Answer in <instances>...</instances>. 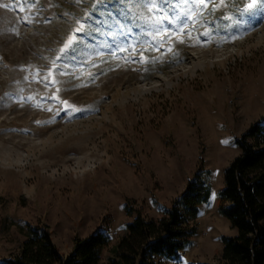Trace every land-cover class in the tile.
<instances>
[{
    "label": "rangeland",
    "instance_id": "obj_1",
    "mask_svg": "<svg viewBox=\"0 0 264 264\" xmlns=\"http://www.w3.org/2000/svg\"><path fill=\"white\" fill-rule=\"evenodd\" d=\"M120 1L139 25L117 16L98 32L100 15L92 34L91 0H0V262L45 226L64 256L107 233L105 264L129 222L160 217L202 169L197 232L158 260L216 264L236 234L219 192L236 139L264 123V8Z\"/></svg>",
    "mask_w": 264,
    "mask_h": 264
},
{
    "label": "trees",
    "instance_id": "obj_2",
    "mask_svg": "<svg viewBox=\"0 0 264 264\" xmlns=\"http://www.w3.org/2000/svg\"><path fill=\"white\" fill-rule=\"evenodd\" d=\"M123 5L120 0H91L85 18L91 33L97 34L100 15L103 22H99L98 32L118 17H126L137 27ZM236 143L240 152L225 168L219 192V211L236 234L222 238L221 259L216 264H264V123L251 124ZM210 196L211 185L202 169L160 217L138 214L129 222L105 264H161L159 258L178 256L197 232L200 206ZM110 242L107 233L97 231L77 238L73 251L64 256L47 227L29 226L19 253L0 264H100Z\"/></svg>",
    "mask_w": 264,
    "mask_h": 264
},
{
    "label": "snow or ice",
    "instance_id": "obj_3",
    "mask_svg": "<svg viewBox=\"0 0 264 264\" xmlns=\"http://www.w3.org/2000/svg\"><path fill=\"white\" fill-rule=\"evenodd\" d=\"M223 4V0H221V5ZM201 6H203L204 8L208 7V4L206 2V0H198V2H195V7L196 8H200ZM144 7L146 8V10L148 12H162L163 9L159 6V4L157 3V0H147V3L144 5ZM257 7H261L264 8V0H260L259 5H257L256 0H252L251 3H248L245 5L244 7V12H250L253 10H256ZM162 19H167V17H162ZM226 19H230V17H226ZM158 23L160 21H157ZM82 28H78L77 32L82 31ZM72 44V40L70 39L68 44H65L64 48L61 49V52H64L65 49L69 48V46ZM59 59V57H58ZM49 75H51V73H49ZM45 79H47V77H45ZM53 83H55L56 81L53 80ZM65 104H67V102H64ZM69 107L71 108L72 106L69 105ZM75 111V109H74Z\"/></svg>",
    "mask_w": 264,
    "mask_h": 264
},
{
    "label": "bare ground",
    "instance_id": "obj_4",
    "mask_svg": "<svg viewBox=\"0 0 264 264\" xmlns=\"http://www.w3.org/2000/svg\"><path fill=\"white\" fill-rule=\"evenodd\" d=\"M213 123H214V122H213ZM216 123H217V122L215 121V124H216ZM215 128H216V127H215ZM215 128H214V129H215Z\"/></svg>",
    "mask_w": 264,
    "mask_h": 264
}]
</instances>
